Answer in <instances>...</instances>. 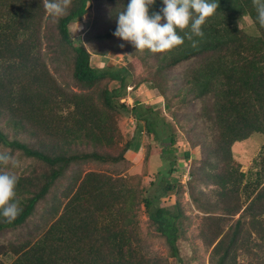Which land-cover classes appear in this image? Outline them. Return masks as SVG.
Returning a JSON list of instances; mask_svg holds the SVG:
<instances>
[{
  "label": "trees",
  "instance_id": "1",
  "mask_svg": "<svg viewBox=\"0 0 264 264\" xmlns=\"http://www.w3.org/2000/svg\"><path fill=\"white\" fill-rule=\"evenodd\" d=\"M106 1L114 5L125 0ZM88 2L72 0L66 14L56 19V31L60 41L71 50L70 77L75 85L89 88L102 79L117 82L113 88L103 87L100 90L101 106H96L87 92L62 93L56 84L51 86L48 75L36 70L38 64L34 62V54L41 45L43 0H0V104L9 105L6 121L17 123L19 127L32 121L41 129L43 123L48 125L52 118L61 117L58 139L65 144L111 145L113 113L126 109L135 127L129 142L121 149L120 159H124L122 155L127 150L136 152L141 147L142 130L152 139L162 142L160 153L165 155L166 148L174 141L170 125L161 120L163 124L160 126L151 106L141 109L134 100L131 105L120 101L121 98L130 97L129 93L119 97L127 86L129 70L124 66L103 69L90 66L87 50L70 39L68 24L85 15ZM216 2L218 7L215 13L202 26L204 36L193 37L196 46L193 47V42L185 37L184 43L166 52V56L168 65L198 60L187 82L191 84L194 97L210 99V110H206L209 112L205 113V118L212 122L222 158L233 161L230 151L232 143L244 140L252 133H264V27L256 20L252 0ZM163 7L162 0H155L149 6L148 13L160 12ZM243 16L251 20L255 35L247 34L238 27V20ZM187 31L177 30L181 36H185ZM43 88L45 94L42 93ZM160 94L163 95L162 92ZM117 97L119 103L114 104L113 99ZM56 108H65L66 112L60 115ZM167 125L169 131L163 128ZM50 130L54 128L47 127L42 131L51 134ZM0 143L41 161L49 168L35 191L29 189L24 181L26 178L19 177L15 191L22 211L11 223L0 216V233L24 225L69 167L79 162L103 161L106 158L95 151L70 152L68 148H52V152L46 153L31 149L19 140H9L1 131ZM130 143L134 147H130ZM258 166L254 171V180L248 178L243 183L246 187L252 186L247 193L249 201L244 210L258 207L260 201L264 200V182L260 181L264 154L260 155ZM172 171L173 167L170 166L166 170V177H161L157 183L150 181L149 189L136 203L142 205L148 223L163 238L168 255L178 264H186L181 260L177 247L185 221L179 203L175 200L172 208H168L161 206L159 201L174 188L176 180L167 176ZM235 172L237 176L233 175L232 170L223 174L212 172L210 178L221 192L229 191L236 188L239 180L245 176L239 170ZM69 181L61 195L50 198L47 206L50 207L49 212L45 210L32 229L0 245V264H3L1 256L11 257L9 264H147L136 247L139 238L132 220V207L125 206L132 196L131 191L122 189L120 183L114 186L118 179L92 171H85ZM125 211L129 216L123 215ZM92 214L109 218L121 215L124 217L122 226L112 228L111 222H107L99 230L91 219ZM236 232L235 228L222 250L220 263L236 242ZM222 241L220 239L214 243V253Z\"/></svg>",
  "mask_w": 264,
  "mask_h": 264
},
{
  "label": "rangeland",
  "instance_id": "2",
  "mask_svg": "<svg viewBox=\"0 0 264 264\" xmlns=\"http://www.w3.org/2000/svg\"><path fill=\"white\" fill-rule=\"evenodd\" d=\"M129 2L130 0H125L113 5L106 0H89L85 15L68 24L69 37L75 44L82 45L87 50L90 66L99 69L124 66L129 70L126 76L127 86L119 97L129 93L132 99L127 96L121 98L127 104H133L134 100L141 109L151 106L152 112L159 118V125L163 124V120L166 122L164 124L170 125L173 144L166 148L167 152L163 155L160 153L162 142H157L142 130L140 152L131 153L130 156L124 153L122 155L124 159L121 160V149L129 142L135 127L126 109L113 113L111 145L79 143L68 145L58 139V128L62 125L61 117L52 118L48 125L43 123L41 129L32 121L26 126L19 127L17 123L6 121L9 105L0 104V131L7 139L19 140L31 149L46 153L52 152V148H68L70 152L95 151L106 157L103 161L79 162L69 167L24 225L0 233V245L6 243L7 239L14 240L18 235L32 229L34 224L41 220L40 216L44 211L49 212L50 207L47 206L53 195L57 197L61 195L63 187L70 182L69 180L81 176L85 171H92L110 179H118L119 182L113 183L114 186L120 183L122 189L131 191L132 196L125 206L132 207V220L139 238L136 246L139 256H142L147 264H178L168 255L163 238L148 223L142 205L136 203L145 190L149 189V182L153 180L157 183L158 179L166 177V170L171 166L173 171L167 176L174 178L176 183L159 201L161 206L172 208L174 201L177 200L184 216L183 231L177 240L181 260L186 264H264V200L260 201L258 207L244 210L249 201L247 193L252 186L243 185L248 178L250 180L255 178L254 171L259 167L258 159L264 154V133H252L246 139L232 143L230 151L233 161L224 160L220 154L219 144L214 138L212 122L205 118V113L209 112L206 110H210V99L194 97L191 84L187 82L198 60L191 59L168 65L166 53L153 54L147 49L141 53L136 51L131 43L113 35L117 27L118 14L126 10ZM160 23L163 25L166 20L162 19ZM237 25L245 33L255 35L248 16L240 18ZM40 42L41 45L34 54V62L38 64L36 70L48 75L51 86L56 84L62 93L87 92L94 104L101 106L100 90L103 87L117 86V82L107 79L99 80L89 88L75 85L70 77L71 50L60 41L56 31V20L47 14L45 8L41 21ZM121 44L124 46L121 47ZM42 93L45 94V88ZM119 97L113 99L114 104L119 103ZM55 110L60 115L66 112L65 108ZM168 125L163 127L166 131H169ZM46 126L54 128L50 130L51 134H48L49 131H42L47 129ZM129 146L134 147L132 143ZM0 152L10 153L18 162L17 167L0 166V170L26 178L24 181L33 191L49 171L48 166L41 161L26 157L18 150H11L1 143ZM228 170H232L235 176H237L235 171L239 170L245 176L239 180L236 188L221 192L212 182L210 175L212 172L223 174ZM260 181L264 182V169L260 174ZM130 201L135 204L132 205ZM123 215L129 216L127 211ZM47 218L51 221L49 217ZM122 218L124 217L121 215L109 218L97 214H92L91 217L99 230L107 222H111L112 228L121 227ZM235 228L237 240L224 261L220 263L222 250ZM220 239L223 241L214 253L213 245ZM1 258L3 264L11 262V257Z\"/></svg>",
  "mask_w": 264,
  "mask_h": 264
},
{
  "label": "clouds",
  "instance_id": "3",
  "mask_svg": "<svg viewBox=\"0 0 264 264\" xmlns=\"http://www.w3.org/2000/svg\"><path fill=\"white\" fill-rule=\"evenodd\" d=\"M165 7L160 12L148 13L155 0H130L126 10L119 12L114 36L131 43L136 51L146 49L153 54L166 53L184 43L185 37L193 42V37H203L202 26L215 13L216 0H162ZM72 0H43L47 14L54 20L66 14ZM256 10V20L264 27V0H252ZM164 19L166 23L161 25ZM185 32V36L177 30ZM121 47L124 45L121 44ZM130 99V98H129ZM17 167L18 162L8 152H0V166ZM19 177L13 172L0 170V216L11 223L22 211L16 200V185Z\"/></svg>",
  "mask_w": 264,
  "mask_h": 264
},
{
  "label": "crops",
  "instance_id": "4",
  "mask_svg": "<svg viewBox=\"0 0 264 264\" xmlns=\"http://www.w3.org/2000/svg\"><path fill=\"white\" fill-rule=\"evenodd\" d=\"M141 146H142V145H141ZM140 150H141V147L139 146L136 152H134L133 150H127V151L125 152V155L128 154L127 156H130L131 153H132V154H134V153H138V152H140Z\"/></svg>",
  "mask_w": 264,
  "mask_h": 264
},
{
  "label": "built area",
  "instance_id": "5",
  "mask_svg": "<svg viewBox=\"0 0 264 264\" xmlns=\"http://www.w3.org/2000/svg\"><path fill=\"white\" fill-rule=\"evenodd\" d=\"M120 101H121V102H124V103H126V101H125V100H123V99H121Z\"/></svg>",
  "mask_w": 264,
  "mask_h": 264
}]
</instances>
